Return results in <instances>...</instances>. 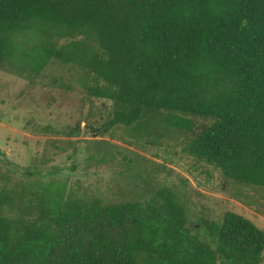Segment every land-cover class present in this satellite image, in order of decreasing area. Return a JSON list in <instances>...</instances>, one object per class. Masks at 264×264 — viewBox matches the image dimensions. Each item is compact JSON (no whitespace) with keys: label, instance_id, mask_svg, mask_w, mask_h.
<instances>
[{"label":"trees","instance_id":"obj_1","mask_svg":"<svg viewBox=\"0 0 264 264\" xmlns=\"http://www.w3.org/2000/svg\"><path fill=\"white\" fill-rule=\"evenodd\" d=\"M54 62L111 101L105 128L173 135L233 196L264 192V0H0V67ZM182 192L45 207L34 190L0 193V264L264 262L262 227L234 211L194 219Z\"/></svg>","mask_w":264,"mask_h":264},{"label":"rangeland","instance_id":"obj_2","mask_svg":"<svg viewBox=\"0 0 264 264\" xmlns=\"http://www.w3.org/2000/svg\"><path fill=\"white\" fill-rule=\"evenodd\" d=\"M72 74L57 62L38 75L0 67V193L5 198L12 193L19 198L29 189L40 196L41 207L71 194L113 203L175 186L195 206L194 219L222 223L224 214L234 211L264 229V192L248 188L257 197L250 203L233 196V187L221 175L208 174L210 166L187 153L188 143L173 135L156 138L162 135L125 125L105 128L111 101L90 95L77 80L79 73ZM78 125L80 130L69 135Z\"/></svg>","mask_w":264,"mask_h":264}]
</instances>
